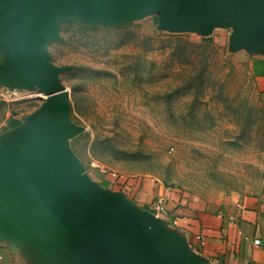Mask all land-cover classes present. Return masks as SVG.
<instances>
[{
    "label": "rangeland",
    "instance_id": "1",
    "mask_svg": "<svg viewBox=\"0 0 264 264\" xmlns=\"http://www.w3.org/2000/svg\"><path fill=\"white\" fill-rule=\"evenodd\" d=\"M140 15L64 19L45 44L69 96L65 144L82 174L112 192V181L152 182L220 212L264 203V93L248 62L226 54L225 39L159 33ZM11 90L0 81V141L42 105Z\"/></svg>",
    "mask_w": 264,
    "mask_h": 264
},
{
    "label": "water",
    "instance_id": "2",
    "mask_svg": "<svg viewBox=\"0 0 264 264\" xmlns=\"http://www.w3.org/2000/svg\"><path fill=\"white\" fill-rule=\"evenodd\" d=\"M156 7L185 23L208 7H236L243 31L264 29V0H0L8 61L0 81L46 96L19 131L0 141V207L39 224L58 246V264H183L155 249L146 218L82 174L65 144L69 96L45 50L64 19L117 20Z\"/></svg>",
    "mask_w": 264,
    "mask_h": 264
},
{
    "label": "crops",
    "instance_id": "3",
    "mask_svg": "<svg viewBox=\"0 0 264 264\" xmlns=\"http://www.w3.org/2000/svg\"><path fill=\"white\" fill-rule=\"evenodd\" d=\"M139 16L157 23L159 33H197L203 39H225L228 55L248 62L255 88L264 93V29L246 33L236 7H208L190 23L165 18L162 9L151 8ZM91 181V180H90ZM123 198L150 226L157 251L177 255L183 264H264V203L258 198L236 201L229 211L206 209L169 188L152 182H111ZM163 198L167 213L156 216L153 204ZM59 249L53 238L42 234L35 222H22L0 207V264H58Z\"/></svg>",
    "mask_w": 264,
    "mask_h": 264
},
{
    "label": "built area",
    "instance_id": "4",
    "mask_svg": "<svg viewBox=\"0 0 264 264\" xmlns=\"http://www.w3.org/2000/svg\"><path fill=\"white\" fill-rule=\"evenodd\" d=\"M10 92V95L13 97H17V96H25V97H29V98H33V99H39L41 101H43L46 96L44 97V95L40 92H30L28 93V91L26 90H20V89H13ZM153 211L155 213L156 216L159 215H164L167 213V209H166V205H165V200L163 198H157L155 203L153 204Z\"/></svg>",
    "mask_w": 264,
    "mask_h": 264
},
{
    "label": "bare ground",
    "instance_id": "5",
    "mask_svg": "<svg viewBox=\"0 0 264 264\" xmlns=\"http://www.w3.org/2000/svg\"><path fill=\"white\" fill-rule=\"evenodd\" d=\"M44 97H45V95H44Z\"/></svg>",
    "mask_w": 264,
    "mask_h": 264
}]
</instances>
